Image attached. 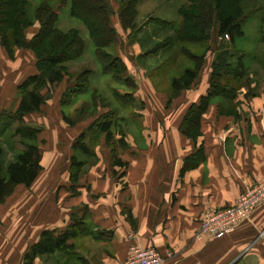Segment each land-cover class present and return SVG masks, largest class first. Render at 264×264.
<instances>
[{
    "label": "crops",
    "instance_id": "0c3cea01",
    "mask_svg": "<svg viewBox=\"0 0 264 264\" xmlns=\"http://www.w3.org/2000/svg\"><path fill=\"white\" fill-rule=\"evenodd\" d=\"M18 59L0 41V112L34 72L33 66L20 71ZM208 84L209 73L176 119L173 134L143 136L132 155L121 154L128 166L117 176L112 172L121 167L109 168L107 177L97 168L89 184L80 183L78 195L72 193L70 179L51 185L56 181L49 178L48 187L38 182L41 174L31 186H16L0 203V264H24L45 230L63 233L75 225L78 231L67 248L38 254L31 264H122L134 244L158 249L167 264H264V238L257 239L264 230V203L233 232L196 237L207 210L234 204L264 178V80L250 78L237 92L236 116L220 112L224 104L214 99L202 115V134L194 143L178 124ZM199 145L205 158L184 169L185 158ZM74 212H80L78 223Z\"/></svg>",
    "mask_w": 264,
    "mask_h": 264
},
{
    "label": "trees",
    "instance_id": "16d2710c",
    "mask_svg": "<svg viewBox=\"0 0 264 264\" xmlns=\"http://www.w3.org/2000/svg\"><path fill=\"white\" fill-rule=\"evenodd\" d=\"M65 3L67 0H60ZM140 0H125L126 4L120 12V17L125 28L135 27L138 14L137 5ZM240 0H227L225 6L237 4ZM222 0H185L178 8L179 20L176 27V39L178 42L201 44L208 42L212 36L214 23H217V34H227L233 43L236 36L244 34L242 28L243 15L241 12H230L221 7ZM30 3L28 0H0V41L11 58H15L17 49H30L33 51L37 71L28 75L17 87L19 101L15 109H3L0 112V203H3L13 194L16 186L25 184L31 186L43 170V151L39 144V135L42 126L27 120L30 114L40 112L42 106L50 97V92L44 93L54 85L73 78L74 82L64 92L61 104L71 105L80 96L90 95L91 115L98 114V102L100 94L97 88L91 87L92 69L86 68L80 74L72 75L68 62L80 58L85 50L84 41L77 29L62 30L57 27L58 12L48 0L40 4L36 9V19L39 29L28 39L26 30L34 25L29 16ZM71 15L81 20L89 29V34L95 43L96 57L102 65L104 74H109L115 82L129 85L134 79L127 76L128 67L123 58L111 52L108 48L116 42V30L111 24V16L114 10L110 0H71ZM98 13L100 16H98ZM152 21L162 27H170V22L161 18H153ZM172 26V24H171ZM259 42L264 43V14L259 23ZM172 44L170 38L157 43L152 50L144 55L157 53L161 49L169 48ZM210 46L204 47L200 53H193L188 48L181 47V54L193 62L185 66L181 75L172 79L173 93L169 95L167 105L178 97L183 89H189L200 74L201 66L206 52ZM246 55H232L228 50L219 51L210 63L209 84L206 92L198 101L192 102L182 115L178 130L194 143L202 134L201 118L214 99L220 100L222 109L228 115H237L235 110L238 101H234L237 92L247 85L249 80L248 67L245 63ZM119 91V90H118ZM115 92V100H119L123 106L135 101L134 93L127 91L125 94ZM227 105V106H226ZM226 106V107H225ZM83 108H81V113ZM111 114L114 115L113 112ZM65 120L74 125L77 122L68 115ZM114 118V117H113ZM108 114L97 117L87 130L83 131L72 145L73 153L70 165L71 191L79 194L78 187L81 179L99 160L95 150H91L87 141L88 133L104 135L106 144L112 142L114 128L122 127L125 118H115ZM84 120L82 117L79 121ZM5 138L14 141L17 149L13 160L8 162L6 168H2V160L5 156ZM125 135L119 141H124L121 148L128 149L130 144L125 141ZM21 146V147H19ZM112 148V166L127 167L121 155ZM125 151V150H124ZM80 156V157H79ZM96 157L95 162L90 163L84 157ZM205 158L204 148L199 145L196 150L185 158L184 169L195 167ZM93 164V165H92ZM182 169V171L184 170ZM118 171L114 170V176ZM122 175V174H121ZM80 212L72 215L77 223ZM88 215V210L83 212ZM76 226L63 233L54 230H45L40 241L35 243L25 255L24 264H31L33 257L38 254L50 253L56 249L67 248V241L75 236ZM69 247V246H68Z\"/></svg>",
    "mask_w": 264,
    "mask_h": 264
},
{
    "label": "rangeland",
    "instance_id": "374dc122",
    "mask_svg": "<svg viewBox=\"0 0 264 264\" xmlns=\"http://www.w3.org/2000/svg\"><path fill=\"white\" fill-rule=\"evenodd\" d=\"M28 1L30 3L29 16L34 21V25L26 30V35L30 39L40 26L36 19V9L46 0ZM48 1L56 7L59 14L57 27L62 30L77 29L85 44L83 55L68 62L70 72L72 75H76L86 68L92 69L91 87L97 88L101 100L97 105V115H91L90 95L80 96L76 102L63 107L61 104L62 96L74 82V77L70 80L66 78L49 90L44 91V93L50 92V97L42 106L41 111L27 117L28 121L35 122L43 128L39 135V144L44 155V167L38 182H46L47 184L49 178H55L54 181L56 182L51 183V185L54 183L60 185L65 183V179H70L72 145L77 137L101 115L108 114L112 118L114 117L113 119L124 117L125 120L121 128H114V137L112 142L108 144L105 142L104 135L88 133V144L91 150H95L99 160L94 163L96 157H84L90 163L93 162L94 165L92 164L91 169L81 179V184H89L90 174L97 168L107 177L108 169L114 168L111 158L112 148H115L120 155L128 156L133 154V150H138V146H142L143 136L156 137L173 134L176 129V119L180 117L183 109L192 99L194 90L204 84L210 70V63L219 51L226 49L236 56L244 53L248 72L253 75V77L249 76V79L264 80V43L258 41L260 18L264 14V0H240L237 4L229 7L225 6L227 0H222V8L230 12L238 11L243 15L242 28L244 34L236 36L232 43L229 35L226 37L225 34H217V23H214L212 36L203 46L178 42L176 39L175 30L179 20L178 8L185 0H140L137 5L138 14L133 29L125 28L120 17V12L126 4L125 0H110L114 10L111 16V24L117 34L115 44L110 45L108 49L121 56L126 62L128 67L126 75L134 79L135 87H133L132 82H129V85L115 82L111 75L103 73L102 65L96 57V47L90 37L89 29L81 20L71 15V0H67L65 3L60 0ZM98 16H100L99 13ZM153 18L169 21L170 27H162L152 21ZM168 38L172 41L169 48L144 55L146 51L152 50L157 43ZM206 46H210V49L204 57L199 80L197 79L191 89L181 90L179 97L174 98L168 106L169 95L173 93L172 79L180 76L185 66L193 64L185 55L181 54L180 48L185 47L198 54ZM34 56L30 49H17L14 59L20 58L18 59L20 71L23 70V66L27 69L33 66V73L37 71L34 62H32L36 59ZM115 90L120 91L121 94L132 91L135 101L130 105L123 106L119 100H115ZM18 101L17 91V94L9 102L10 106L5 109H15ZM81 108H83L82 113ZM65 114L77 123L69 124L64 118ZM80 117L84 120L79 121ZM124 135L125 141L131 146L128 149L121 148L124 141L119 140ZM3 144L5 156L2 160V168H6L8 162L14 159L17 149L13 147L14 141L11 139L5 138ZM153 146L154 148L160 147L158 143H154ZM50 168L54 171H51ZM121 170L123 169L120 168L116 175ZM67 182L69 183V181ZM41 205L43 206V203ZM260 238H264V230L259 232L257 239Z\"/></svg>",
    "mask_w": 264,
    "mask_h": 264
},
{
    "label": "built area",
    "instance_id": "2783aa9c",
    "mask_svg": "<svg viewBox=\"0 0 264 264\" xmlns=\"http://www.w3.org/2000/svg\"><path fill=\"white\" fill-rule=\"evenodd\" d=\"M262 203H264V178L247 189L234 204L207 210L200 218L196 237L214 238L233 232L238 226L250 220L254 210ZM122 264H167V260L154 247L134 244L130 248L128 259Z\"/></svg>",
    "mask_w": 264,
    "mask_h": 264
}]
</instances>
